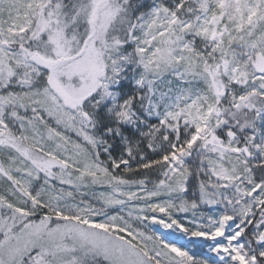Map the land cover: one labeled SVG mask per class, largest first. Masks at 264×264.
<instances>
[{"label":"snow or ice","instance_id":"1","mask_svg":"<svg viewBox=\"0 0 264 264\" xmlns=\"http://www.w3.org/2000/svg\"><path fill=\"white\" fill-rule=\"evenodd\" d=\"M0 264H264V0H0Z\"/></svg>","mask_w":264,"mask_h":264}]
</instances>
